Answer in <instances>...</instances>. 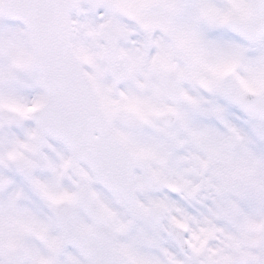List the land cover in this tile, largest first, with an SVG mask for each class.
<instances>
[{
  "label": "snow or ice",
  "instance_id": "obj_1",
  "mask_svg": "<svg viewBox=\"0 0 264 264\" xmlns=\"http://www.w3.org/2000/svg\"><path fill=\"white\" fill-rule=\"evenodd\" d=\"M0 264H264V0H0Z\"/></svg>",
  "mask_w": 264,
  "mask_h": 264
}]
</instances>
